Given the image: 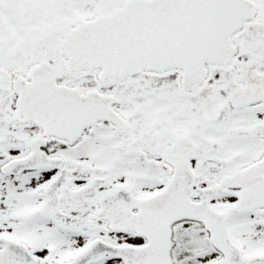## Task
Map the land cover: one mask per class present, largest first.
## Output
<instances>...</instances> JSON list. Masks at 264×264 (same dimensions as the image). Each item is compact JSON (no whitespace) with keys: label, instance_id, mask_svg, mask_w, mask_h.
<instances>
[{"label":"snow or ice","instance_id":"6c2138e0","mask_svg":"<svg viewBox=\"0 0 264 264\" xmlns=\"http://www.w3.org/2000/svg\"><path fill=\"white\" fill-rule=\"evenodd\" d=\"M0 264H264V0H0Z\"/></svg>","mask_w":264,"mask_h":264}]
</instances>
